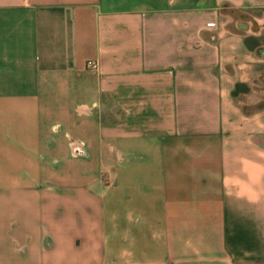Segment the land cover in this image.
<instances>
[{"label": "crops", "instance_id": "1", "mask_svg": "<svg viewBox=\"0 0 264 264\" xmlns=\"http://www.w3.org/2000/svg\"><path fill=\"white\" fill-rule=\"evenodd\" d=\"M0 264H264V0H0Z\"/></svg>", "mask_w": 264, "mask_h": 264}, {"label": "built area", "instance_id": "2", "mask_svg": "<svg viewBox=\"0 0 264 264\" xmlns=\"http://www.w3.org/2000/svg\"><path fill=\"white\" fill-rule=\"evenodd\" d=\"M88 67H89L91 70H96V69H97V65H96V64H93V63H88Z\"/></svg>", "mask_w": 264, "mask_h": 264}]
</instances>
